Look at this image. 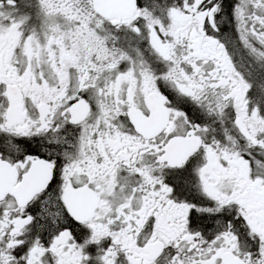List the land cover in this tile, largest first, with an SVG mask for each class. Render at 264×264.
<instances>
[{
	"label": "snow or ice",
	"instance_id": "snow-or-ice-1",
	"mask_svg": "<svg viewBox=\"0 0 264 264\" xmlns=\"http://www.w3.org/2000/svg\"><path fill=\"white\" fill-rule=\"evenodd\" d=\"M0 264H264V0H0Z\"/></svg>",
	"mask_w": 264,
	"mask_h": 264
}]
</instances>
